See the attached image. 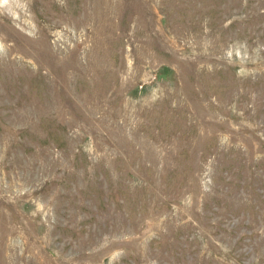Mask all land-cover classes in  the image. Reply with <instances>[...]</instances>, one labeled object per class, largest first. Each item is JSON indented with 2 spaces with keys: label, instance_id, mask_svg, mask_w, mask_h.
I'll return each mask as SVG.
<instances>
[{
  "label": "rangeland",
  "instance_id": "obj_1",
  "mask_svg": "<svg viewBox=\"0 0 264 264\" xmlns=\"http://www.w3.org/2000/svg\"><path fill=\"white\" fill-rule=\"evenodd\" d=\"M0 264H264V0H0Z\"/></svg>",
  "mask_w": 264,
  "mask_h": 264
},
{
  "label": "bare ground",
  "instance_id": "obj_2",
  "mask_svg": "<svg viewBox=\"0 0 264 264\" xmlns=\"http://www.w3.org/2000/svg\"><path fill=\"white\" fill-rule=\"evenodd\" d=\"M8 1V0H7ZM239 136V135H238Z\"/></svg>",
  "mask_w": 264,
  "mask_h": 264
}]
</instances>
